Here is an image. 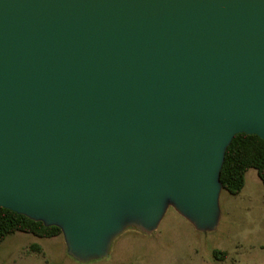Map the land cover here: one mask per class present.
Masks as SVG:
<instances>
[{
  "label": "water",
  "instance_id": "1",
  "mask_svg": "<svg viewBox=\"0 0 264 264\" xmlns=\"http://www.w3.org/2000/svg\"><path fill=\"white\" fill-rule=\"evenodd\" d=\"M239 133L264 139V0H0V207L78 261L170 207L216 229Z\"/></svg>",
  "mask_w": 264,
  "mask_h": 264
},
{
  "label": "rangeland",
  "instance_id": "2",
  "mask_svg": "<svg viewBox=\"0 0 264 264\" xmlns=\"http://www.w3.org/2000/svg\"><path fill=\"white\" fill-rule=\"evenodd\" d=\"M220 203L214 230H198L170 207L157 230L128 228L114 239L108 257L88 262L68 254L63 234L42 238L16 232L0 244V264H264V183L257 170L247 172L240 194L223 189ZM217 249L227 256L215 257Z\"/></svg>",
  "mask_w": 264,
  "mask_h": 264
},
{
  "label": "trees",
  "instance_id": "3",
  "mask_svg": "<svg viewBox=\"0 0 264 264\" xmlns=\"http://www.w3.org/2000/svg\"><path fill=\"white\" fill-rule=\"evenodd\" d=\"M256 169L264 183V139L257 134L239 133L229 145L225 163L221 172L224 189L232 195H238L247 182V172ZM16 232H27L42 238H51L63 234L58 226H46L42 221H36L24 214L9 208L0 207V244L9 235ZM41 251L39 245H33ZM215 257L224 259L227 252L215 250Z\"/></svg>",
  "mask_w": 264,
  "mask_h": 264
}]
</instances>
